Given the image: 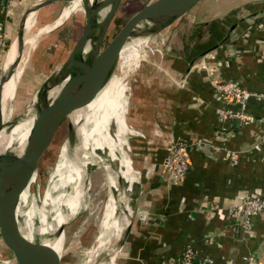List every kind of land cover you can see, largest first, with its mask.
I'll list each match as a JSON object with an SVG mask.
<instances>
[{"label":"crops","instance_id":"obj_1","mask_svg":"<svg viewBox=\"0 0 264 264\" xmlns=\"http://www.w3.org/2000/svg\"><path fill=\"white\" fill-rule=\"evenodd\" d=\"M38 1L0 0L5 39L14 37L24 11ZM202 1L164 32L168 54L161 65L156 55L158 64L143 66V58L136 68L132 99L139 107L131 112V104L128 117L137 138L133 167L130 161L134 215L129 221L126 213L114 248L126 236L107 264L175 262L185 244L196 263L208 257L213 264H264V214L252 216L246 229L234 210L247 194L264 196V147L251 149L264 131V0H211L204 8ZM228 80L255 94L244 107L255 121L239 128L220 124L214 113V85ZM217 134L225 135L224 148L238 151L235 165L217 147ZM178 141L207 143L211 154L195 146L186 175L171 183L164 164ZM124 155L113 157L119 162ZM114 162L110 167L119 169Z\"/></svg>","mask_w":264,"mask_h":264},{"label":"rangeland","instance_id":"obj_2","mask_svg":"<svg viewBox=\"0 0 264 264\" xmlns=\"http://www.w3.org/2000/svg\"><path fill=\"white\" fill-rule=\"evenodd\" d=\"M150 1L152 0H121L112 20L107 27V35L112 34L132 13H134ZM210 1L211 0H203L201 7L204 8ZM66 4L68 5L69 2L62 1L51 6H46L41 9L34 10V26L31 27L30 30L24 34V36L28 37L33 35L39 28L41 29V31L37 33V36L32 38V40H35L32 44L23 48L20 62V66L22 65L23 74H21V77L18 80L21 85L20 92L15 96V85L17 82L12 84L10 82H4L1 91V95L3 94L5 96L7 105L6 109L9 108L10 114L14 116L13 118H16L22 111H24L26 105L30 102L41 82L45 78H47L66 58L71 47L81 33L84 23L83 11L81 6L80 8L74 9L65 18H59L61 11L65 8V6H67ZM168 29L169 28H167L165 31H167ZM165 31H163L156 37L147 40L144 44L143 58L145 59V62H143L142 60L140 61L141 64L143 62V66H146L148 61H150L152 64H158L159 57H161L159 59V64L161 65V60L165 58L166 54H168V52L166 53L167 50L165 49L167 47L165 43ZM10 39L12 40L13 37H10ZM10 42V48L5 55L2 65V57L0 58V79L2 78L3 73H5L6 71V69L4 68L7 66V61L11 54L12 45L15 44V42L13 41ZM146 47L148 48L146 49ZM156 55L160 56L157 58ZM119 63L120 57L116 66L118 65L119 67ZM135 72L128 75L125 80V98H127L125 102L126 104L124 121L127 133L125 135V145L122 147L123 151H125L127 157L132 162V167V156H135V151L133 150L134 143L137 141V138L135 132H133V130L135 131L136 129H134V126L132 127L128 117H130L129 109L131 108V104L134 105V108H131V112L135 113L137 108L139 107L138 105L133 103L132 99L133 86L138 83V81L136 80L137 78ZM151 75L152 74H150V76ZM116 76L117 71L114 70V73L112 75V82L114 83L116 80ZM144 77L146 78V73L144 74ZM111 93L112 88L110 89V93L105 97L106 101L110 99ZM28 108L31 109V106L27 105L26 109ZM6 109L3 112L2 116L8 113ZM78 114L79 110L73 112L70 116L71 121L74 122ZM110 116L112 119V112H110ZM120 127L121 128H118L117 130L120 131L124 128L123 125ZM155 130L157 134H160L158 127ZM107 133H111L110 129L106 125H103L97 132L98 141L102 138L103 135ZM67 136L68 128H66V126L63 124L59 125L56 131L53 133L48 146L44 150L42 157L38 162L36 181L34 182V184L28 186V200L32 203V206H34L35 211L33 217L29 218V223L32 226L36 224V222H38V219L40 220V217H43L44 219L43 224L50 223V219L54 214L55 209H59V207L56 206L55 200L62 199L63 196L59 198L52 197L51 201H53V203H49L48 195H50L51 192L48 193V186L60 148L68 140ZM71 136H73V132L71 133L70 137ZM70 162H68L69 166L62 174L63 177L60 181L61 194L65 192L67 194L69 193L70 195V186L73 185L72 182L74 181V177L77 174V164L73 165ZM88 170L89 172H87L83 186L80 185L82 187L80 189L79 196H77L78 198L74 197L75 199L64 203L66 204V207H68V216L65 218L63 215L62 219L55 223V230L53 229V234H55L58 227L63 225L61 231L62 242L60 239L61 235L59 236L58 240V249L59 245H61L62 249H60L59 251L57 264H107L108 259L115 254L114 253L112 255V252L114 251V243L117 237L113 238L112 236L115 230L114 228H116L117 226L116 222L119 221V216H124L125 218L126 213H124L123 215L122 212L124 209H126V212H129L130 214L128 215L129 217H126L129 218V221L133 219L134 214L132 212L134 210V203L132 202L130 195H126L123 179L120 176L118 177L117 169L108 167L106 170L105 167L101 164H96L93 169ZM108 170L115 174L116 178H114L116 179V190H113L109 186V184L106 183V180H108V182H110L111 180L110 177L106 179V172ZM118 193L121 195L122 200L124 199L126 208L123 207V205H120L118 202H115L116 210L115 213H113L115 224H110L109 232L111 230L113 231L108 236V239H111L110 243L109 245L107 244L105 249L98 250L97 238L102 233V216L103 209L105 208V203L109 199V197L116 196ZM73 201L76 204L75 206L73 205ZM40 202L43 207L42 209L40 207ZM64 209L65 207L63 208V210ZM18 215L19 221H22L23 217L21 216L20 212L18 213ZM0 264H9L6 260H4L1 251Z\"/></svg>","mask_w":264,"mask_h":264},{"label":"bare ground","instance_id":"obj_3","mask_svg":"<svg viewBox=\"0 0 264 264\" xmlns=\"http://www.w3.org/2000/svg\"><path fill=\"white\" fill-rule=\"evenodd\" d=\"M81 1L82 0L69 1V4H66L67 6H65V8L61 11L59 18L63 19L74 9L80 8ZM105 5V0H97L93 4L91 13L95 25H98L102 22L105 16V12L107 10V7H105ZM33 18V11L27 13L23 22V36L26 20V32H28L30 28L34 26ZM39 31H41L40 28L33 35L22 38L23 48L29 46L35 41L31 39L37 36V33ZM144 42V39H135L126 42L117 55L113 56L105 66L99 67L97 69L96 75L98 78L101 79V89L86 105L78 106L77 100L72 95L65 96L58 101L55 110V115L68 117V119L71 121V114L79 110V114L77 115L75 121H71V123L74 125L73 129L68 128V137H70L72 132L73 136H71L66 141V143L61 146L52 172L51 179L49 181L48 193L51 192L50 195H48L49 203H53V201H51L52 197L59 198L63 196L62 199L55 200L56 206H58L59 209H55L54 214L50 219V223L43 224L44 219L43 217H40V220L38 219V222H36V224H34L33 226L30 225L29 218L33 217L35 211L34 206H32V203L28 200V186L34 184V182L36 181V174L38 169V167L36 166L33 170L29 172V179L18 195L17 207L15 211L17 218V226L20 233L31 242V258L34 264H41L40 246L45 247L49 251V253L53 256L57 264L59 251L60 249H62L61 245H59L58 249V240L61 233L56 234L55 232V234H53V229L55 230V223L62 219L63 215L65 218L68 216V207H66V204L64 203L75 199L74 197L78 198L77 196H79L80 194V189L83 186L87 172H89L88 169H93L96 164H101L107 170V168L110 167L111 162L115 161L114 163H116V166L121 170L120 171L119 169H117L118 176L120 175L123 179V182H125L124 188L126 190V195L129 194L132 189V185L135 182V174L132 168L130 167L129 158L125 153L124 157L120 159L119 162H117L116 160H114L113 155L116 151L120 154H124L125 152L122 149L126 142L125 135L127 133L124 121V112L126 104L125 102L127 98H125V80L128 75L133 74L136 71L137 66L142 60L144 56ZM93 45L94 41L89 43V47H86L84 51L86 52L87 49L92 48ZM147 48L148 47H146V49ZM12 51L13 53L10 55L7 61V68H4L6 69V74L11 69L13 61L16 57L15 44L12 45L11 52ZM119 57L120 63L118 67V65L116 66V64L119 60ZM114 70L117 71L115 83L112 82V75L114 73ZM5 73H3L2 77L6 75ZM21 74L22 65L12 73V75L7 81H5V83H16L21 77ZM3 85L4 83L2 84L0 90V114L2 120V126L0 130V159H4L11 152L17 155L21 154L25 145L27 133L34 119V115L33 113H31L32 110L29 108L26 110L25 114L20 119L13 118L14 116L10 114L9 108L6 109L7 105L5 101V96L3 94L1 95ZM111 88L112 93L111 96L109 95L110 99L106 101L105 97L110 93ZM58 89L59 86L52 88L48 92L49 99H52L57 94ZM5 109L8 113L2 116ZM110 112H112V119L110 116ZM106 123L111 129V133L103 135L99 142L97 132ZM122 125L124 126V128L120 131L117 130L118 128H121L120 126ZM56 129L54 130V132L56 131ZM68 162L73 165L77 164L78 166L77 174L75 175L74 181L72 182L73 185L70 186V195L69 193L67 194L65 192L61 194L59 188L60 178L68 168ZM108 177H110L111 180L110 182L106 180V183L109 184V186L113 190H116V181L114 180V176L110 170L107 171L106 179ZM117 195L109 197V199L105 203V208L103 209L102 216V233L97 238L98 250L105 249L107 244L109 245L110 243L111 239H108V236L113 231L111 230L109 232L110 224H115L113 216V213H115L116 210L115 202H118L120 205H123V207H125L124 199L122 200V197L119 193ZM73 205H76L74 201ZM40 207L41 209L43 208L41 202ZM64 207L65 209L63 210ZM126 211L127 210L124 209L122 214L127 213ZM19 212L23 217L22 221H18ZM128 215L129 214L127 213V216ZM118 219L119 221L116 222L117 226L116 228H114L115 230L112 236L113 238H116L120 233H122L121 231L123 230V227L126 223L124 216H119ZM60 239L62 242V235ZM112 259L113 257L111 256L108 259L107 263L110 260L112 261Z\"/></svg>","mask_w":264,"mask_h":264},{"label":"water","instance_id":"obj_4","mask_svg":"<svg viewBox=\"0 0 264 264\" xmlns=\"http://www.w3.org/2000/svg\"><path fill=\"white\" fill-rule=\"evenodd\" d=\"M53 1L55 0L38 1L24 11L12 39L15 42L16 57L9 72L0 79V90L2 84L20 66L23 52V22L27 13ZM96 1H81L84 23L79 37L66 58L41 82L27 104L31 106L34 119L21 154L11 152L4 159H0V251L9 264H34L31 258V242L20 233L15 211L18 195L29 179V172L38 165L54 130L62 124L69 129L74 127L68 117L55 115L58 101L72 95L77 100L78 106L86 105L101 89V79L96 75L97 69L105 66L113 56L117 55L126 42L144 39L145 44L147 40L171 27L201 0H152L132 13L112 34L107 36H105L107 27L121 0H105L107 10L102 22L98 25L93 22L91 13ZM93 41L92 48H88L85 52L84 49ZM57 86H59L57 94L49 99L48 92ZM27 105L16 117L17 119L25 114ZM1 126L0 114V130ZM67 139H69L68 136ZM197 148L211 154L205 144H200ZM62 228L63 225L58 227L56 234H60ZM125 236L126 231L121 235L112 255L119 249ZM40 250L41 264H56L45 247L40 246Z\"/></svg>","mask_w":264,"mask_h":264},{"label":"built area","instance_id":"obj_5","mask_svg":"<svg viewBox=\"0 0 264 264\" xmlns=\"http://www.w3.org/2000/svg\"><path fill=\"white\" fill-rule=\"evenodd\" d=\"M4 41V32L0 25V51L4 46ZM214 88L218 99V104L214 109V113L220 124H226L228 122L232 124L234 128H239L245 123L255 121L253 117L244 111V107L249 98L255 96L253 92L242 89L236 82L229 80L216 83ZM218 135L221 136L219 138H221L222 141L217 147L226 151L228 163L230 165H235L238 162V151L224 148L223 141L226 140V137L220 134H217V137ZM200 144L207 145V143L204 142L189 143L187 141H178L170 146L168 159L164 164L166 167L167 182L178 183L184 178L189 169L188 153L191 149ZM262 147H264V131L258 135L251 149L260 151ZM234 210L237 211L241 217L242 226L248 229L251 226L252 216L258 213L264 214V196L247 194L242 198ZM163 264H213V262L210 258L204 257L196 263L192 247L189 244H185L181 254L175 262Z\"/></svg>","mask_w":264,"mask_h":264},{"label":"trees","instance_id":"obj_6","mask_svg":"<svg viewBox=\"0 0 264 264\" xmlns=\"http://www.w3.org/2000/svg\"><path fill=\"white\" fill-rule=\"evenodd\" d=\"M11 39H5V41H4V46H3V48L1 49V51H0V58L2 57V60H1V64L3 63V61H4V58H5V55H6V53H7V51H8V44L10 43L11 44ZM10 46V45H9ZM8 48V49H7ZM22 74H23V72H22ZM21 82V81H20ZM20 89H21V85H20V83H19V81H17V83H16V85H15V96L16 95H18V93L20 92ZM65 144V143H64ZM42 157V156H41ZM41 159V158H40ZM62 177H63V175H62ZM61 177V178H62ZM61 178H60V181H61ZM60 181H59V188H60ZM60 193H61V189H60Z\"/></svg>","mask_w":264,"mask_h":264},{"label":"flooded vegetation","instance_id":"obj_7","mask_svg":"<svg viewBox=\"0 0 264 264\" xmlns=\"http://www.w3.org/2000/svg\"><path fill=\"white\" fill-rule=\"evenodd\" d=\"M105 36H107V31H106V33H105Z\"/></svg>","mask_w":264,"mask_h":264}]
</instances>
